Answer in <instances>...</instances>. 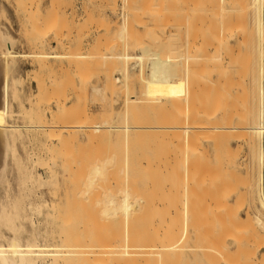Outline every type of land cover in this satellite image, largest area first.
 <instances>
[{
    "label": "rangeland",
    "instance_id": "obj_1",
    "mask_svg": "<svg viewBox=\"0 0 264 264\" xmlns=\"http://www.w3.org/2000/svg\"><path fill=\"white\" fill-rule=\"evenodd\" d=\"M194 1L195 0H123V1L121 0H3L1 1L0 0V15H1L0 16V25H1L0 27L3 26V29L5 28L10 38L11 39L13 38L12 40L15 41V50L17 49L16 52L20 53V56L17 58L16 67L13 70V76L17 77L21 81L20 84L18 83V90H16L17 96L20 102L14 101V108L18 110L20 107L21 109L20 111L21 117H17L18 119L16 118V120H18L19 123H23L26 118H32V119H26V120L28 121V124L31 127L33 125L34 129L37 130L39 116H42V118L48 121H52V120L57 121L58 119L61 118V115L66 116V111H67L68 118H69L67 119V123H69L67 125H70L73 129V130H69V133H72L71 135L67 133V135L69 134V136L68 138L66 136L65 141L68 144L62 143L66 146L65 147L64 145L62 146V144L59 145L57 140L55 139L53 141L51 140L52 142H50V140H48L46 136L45 137L41 136L42 138H39L36 136L33 137V132H31L32 129L30 128L31 131H27L28 133L26 132L27 134L25 136V139H20L18 141L17 143L18 152L20 151L19 152L21 155L20 157L22 158L23 162L26 165H28L27 166L28 170L34 171L36 175L41 174V176L43 177V179L41 178L43 181V184H40L42 186L40 185L38 186V184L37 186L39 188L37 186L35 187L33 186L32 194L33 195L43 194L44 197L47 198L52 203L53 205L52 211L57 212L58 210L61 213V215H59L60 213L58 214V212L57 213L54 212V215L52 217V223L48 225L50 229L52 228L57 234H59V232L60 233L62 231L64 232L63 229H65L68 225L71 224L70 221H74L72 223V226L73 225L74 226L72 228L70 226L68 227L74 230L73 233L76 236L79 235L80 233L79 236L83 235L84 237L87 234L88 237L91 238V234L93 232L95 233L96 236L95 235L94 236L96 237L97 240L91 239L90 242L95 241L96 243L97 241L98 243H101L102 245L103 244L106 245V243L108 245L109 244L114 245L113 241L115 242V235L118 231H120L119 229L120 228L122 229L121 232H124L123 231L124 228L125 230H128L129 227L133 224V219L136 218V216L133 215V212H130L131 210H129V205L126 202L127 200L123 199L125 197H121V194H120L121 187L119 186L120 184L117 185V182H116L118 180L117 178H120V177L124 178L123 177L124 174L123 176H121V174L123 173V172L121 173V171H123V169L125 170L124 172L125 174L128 172L133 173V174L135 173L140 174L139 172L141 171L143 176H141L142 175L141 174L140 175L141 177L139 178L147 177L145 179H148L151 181L150 188L152 191V187H154L153 189H155V186L158 185V184H155L156 182L160 184L163 181L161 180L162 177L163 179L168 180L169 177L167 178V176H171L170 180H172V177H173V182L174 181L177 182L178 180L177 183H179L180 178H182L181 180L183 182L187 180L188 177L186 176L185 163L186 161H188L187 162L189 163L187 165L189 168L188 171L189 172L192 171V173H190V176L188 178V180L190 181L184 183L185 187L187 188V191L184 195L182 194L183 193V189H182L181 194L180 193L177 194L180 197L179 198L177 197L176 199H179V200H175V201L177 202V201L184 200L186 202L185 209L187 210L185 211L186 213L188 212V216H187L186 213L183 215L181 211L182 220L184 221L182 222L185 223L184 228L186 229L184 232L185 236L182 240L183 247L184 248L187 246L192 247V245L193 246L195 245L197 249L199 250L200 248L201 251L196 250V253H198L196 255V258L189 257L191 258V259H188L189 262L188 260H185L187 259L186 254H185V259H184L185 261L181 262V264H189V263L190 264H194V263L195 264L197 263L198 264H211L212 261L214 263V261L218 257L219 259L221 258L220 263L225 264L226 260L223 261L224 259L222 258V255L219 254V252L217 254V252L215 251L219 247V245L221 247H225L224 249L227 250V253H225V256L227 257V259L229 258L231 260L230 261L228 259L230 261L229 263L232 262L231 264H234V263L236 264H240V263L242 264H264V255H262L264 254V248L262 247L264 246V239H263L264 237L263 229L264 228H263V225L261 227V224L259 223V221H257L259 220L258 216L260 215L258 213L259 210L257 209L258 208L257 204H259L258 201L260 198H259V194H257L255 191L256 187L258 186L257 181H259L260 171L262 170L264 172V155L261 157L262 152L264 154V140L262 142L263 143V146H262V143H260V140L257 137V135L251 133V131H253L252 127H254V125L252 124L255 123V121L258 120L259 118L258 114H259L260 107L258 106H260V103L262 100L260 96V88L262 85L264 87V29L262 31V36L260 39L259 32L256 27V24H257L255 20L256 5H255L254 0H241V1L239 0L240 2H237L238 0H233V1L232 0H222V1L214 0L215 2H211L213 0H209L212 5L209 3L208 0L207 1L202 0L203 2L199 0L200 4L203 3L202 6H205V7H202L201 5L199 6L195 5ZM197 1L198 0H196V2ZM199 1H198V4H199ZM205 2H207L208 4L207 3L205 4ZM219 3L223 5L221 4L218 5ZM213 4L214 5L216 4V5L213 6ZM26 5L28 8L32 6L33 10L35 11L34 12L32 10L34 14H32L31 16H30V13H29L30 11L28 10V8L24 10L25 9L24 7H26ZM36 6H37V9H35ZM212 6L214 7L213 8L214 10L211 8ZM194 7L196 11L198 10L197 7H199V10L197 13L200 14L202 12L201 15L205 16L208 19V21L207 19H203L204 17L200 18L201 15L198 16V14L193 9ZM262 7H263L262 9L264 10V2H263ZM24 11L25 12L29 11V12L28 13L26 12L27 13L26 14ZM192 11L194 12L195 15L197 14L198 16V17L196 16V19H195V21L198 22L197 24L201 25L200 23L202 22L203 25L205 24L204 27H207L206 24L212 22L210 25L207 24L208 27L205 28L207 29L206 30L207 34H206L205 29L201 30L199 28L201 26L197 25L199 29L194 26L195 25L193 24L195 23L194 19H193L194 21L193 23H192V20H190L192 18L191 15L193 14ZM189 12H192V14ZM204 12L206 14L210 12L208 14L209 16H207ZM211 13H212L213 18H211L212 17ZM183 14L184 15L186 14L187 16H183ZM28 15L30 17H28ZM263 15H264V11H263ZM150 17H152L153 20ZM162 17H164V19ZM166 19L169 20L168 25L166 24L167 22ZM179 19L181 21L187 20L188 23L186 21H185L186 23L184 22L181 23V21L179 22ZM201 19H203L204 21L203 20L201 21ZM173 20H174V23H173ZM189 20L191 21V23H189L190 22ZM142 21L145 23H143ZM146 21L149 22L150 24L147 23ZM154 21L155 23L157 21L158 23L162 21L161 22L162 24H157V27H156L154 26V23L152 24V22ZM163 22H165V25H167L166 26L167 29L165 28V25ZM212 25L213 27H211ZM159 26L161 27L164 26L163 28H165V30H162V31H160L161 29L158 30ZM155 27L156 29L153 30L152 28H155ZM148 29L149 31L153 30L152 31L153 34L151 31H150L151 35L150 33H147ZM196 29L199 30L198 34L200 36L195 34ZM154 31H157L156 32L157 34L154 33ZM162 32L165 34L163 35ZM203 33L205 35H203ZM195 35H197L198 37H196ZM194 36L196 37V39L194 38ZM209 36L213 37V39L212 37H210L212 41L209 40L210 39ZM55 37L57 40L54 39ZM214 37L216 40L214 39ZM193 38L199 44L198 43L192 44ZM221 38H223L222 42L223 41L225 42L221 43L220 41ZM59 39H62L63 42L61 43ZM204 39H206L205 40L206 43L203 42ZM208 40L210 43L213 42L214 40L213 44L208 45L207 44L209 43ZM149 41H150V44L148 43ZM217 42L221 43V46L218 45L219 43ZM214 44L216 46V50H215ZM140 45H142V47ZM146 45H151L153 49L155 47L154 50L161 52L160 54H163V55L167 53L168 54L171 53L170 55L175 56L177 53V55L179 54L180 57L182 56L185 57L183 59H180L178 57V59L182 60L181 61L182 64H181V62L174 61V59H172L174 56H169L170 59L173 60V63L176 66V72L179 75V78H182L183 76L181 75L185 74L184 77L180 79L181 82L179 80L180 83L184 81L185 86H186V83L190 79L191 80L196 79L195 81H199V83L190 81L189 83H187L188 85L186 87L182 86L183 89L184 88L189 89L190 95L188 99L186 100L184 99L186 97L185 94L187 92V89L184 93L182 92L184 91L182 89L180 92H178V97H180L178 103H177L178 97H176L177 100H175V103H174L173 102L174 95L167 96L169 99L172 98L171 101H167V102L169 105L171 103V106L173 105V107L169 106L167 102L164 101L166 102L165 104L166 107L164 104L163 105L165 108H167L165 109L162 105L163 101H161L162 103L157 102L156 104V101L152 102L149 96L147 95H146L147 97L145 96V93L143 92V88L147 86V84L155 81L156 79L155 74L161 73V67L159 65L158 66L151 65L149 63L150 61L147 58H145L147 60L140 61V59H138L137 57L131 58L129 55L136 56L140 54L142 51V48ZM192 46H193V49L198 48V50H194V51H197L195 52L196 54H193L194 56L197 55V57H195L194 59L198 58V54H199V57H202L204 56L205 53H207L206 51L208 52L210 51V53L208 54H211L213 52L215 53V55L218 56L217 57L213 55L212 53V55L215 57L214 58L211 55V57H213L214 62H215V59L218 60V58L219 60L224 59L223 61H221L222 64L220 63V61L219 62L217 61L213 65L214 62H211V59L208 57L209 55L207 56L209 59L206 58L205 57L206 55H205L204 56L205 59L202 57V59H204L203 62H201L202 60L201 58L199 59L200 60L199 63L201 62V64H199L197 61L199 66L198 64H195V63H194L195 65L192 66V63H190L191 59H189V61L186 59V56L188 55V53L186 54V49L188 50V52H190L189 56L194 52L192 49ZM195 46L197 48H194ZM218 46H220L222 49L219 48ZM261 46H262V49H261ZM163 50L166 53H163ZM41 51L46 52V53L37 55V53ZM217 51H219V54H217L218 53ZM151 52L152 51L150 49H145V54H150ZM159 52L156 53L157 56ZM48 53L64 54V55L50 56ZM228 53L230 56H228ZM201 54L203 55L201 56ZM193 57L190 56L188 58H193ZM220 57L222 58L220 59ZM184 59L185 61L187 60L190 63V65L188 63L189 66L185 64L186 62H184ZM217 63H220L221 65ZM178 65H180L181 67ZM194 67L196 71H199L200 67H201V70L199 72H196L194 70ZM92 71L94 72L92 73ZM182 71L184 72V74L182 73ZM187 71L189 72L187 73V75L189 74V76H191L190 78L187 77L186 75ZM194 71L196 75H194L195 74ZM106 74L107 76H105ZM121 74H124L125 78H127V74H132L131 76L132 79L130 78V80L132 81V83L136 82L135 85L137 84V86H134L132 89L130 82H128V80L126 79L127 81L123 83V85H121L122 93H117L116 91H113L115 92V94L117 93V95L113 94L112 96L113 99H110L112 93L110 95L109 92H111V90L114 88L113 79L115 76L121 75ZM210 75L212 76L213 79L211 78ZM108 76L110 78V82H109V87L107 88L108 91H106V89L105 90L103 89L105 88V85L107 84L106 79L108 78ZM92 77L93 78L95 77L94 79H96L97 81L94 80ZM208 78L209 79L211 78V82L207 80ZM92 79H93V83H91ZM172 79H175V78L172 77ZM215 79H219V80L215 81ZM203 80L209 81L207 83V86L205 84L206 81L204 82ZM202 81L203 83H201ZM216 82L218 83V85ZM143 83L145 84V86L143 85ZM97 86H102L103 89L100 91L99 89L96 88ZM193 86L195 87V89L197 88L196 90L198 93L196 92V96L194 95L195 92L192 93V90H193L192 88H194ZM118 87H120V85ZM201 90L203 93L201 92ZM131 91L136 92L135 94H137L140 97L142 96V98L145 97V99L147 98V100L150 99V101L148 100L149 102L142 103L140 101V98H137L135 109H130L129 111H126L123 108L121 109L120 112H118L117 106L119 104L120 99L123 98L122 100H124L125 103L129 102V100L132 99L130 96ZM62 93L63 95H61ZM181 94L182 96H180ZM102 95H103V98L101 97ZM211 95H214L212 97L213 99L209 100ZM117 96L119 97V99ZM198 96L200 97V99ZM195 97L197 98L196 101H195ZM182 98L184 99V101L182 100ZM224 98H227L228 100ZM207 99L209 100V104H210L208 106L209 110L208 108L205 109L204 107V105L206 106V104L208 103ZM99 100H101V102ZM113 100H117L118 102H116L115 104V101H114V104H113L111 102ZM206 100L207 102H205ZM213 100H214V103H213ZM59 101H62L61 104L64 102L63 105L64 104L65 105L64 106L57 105ZM181 101H183V103H181L180 105L179 102ZM225 101H227L228 103H226ZM197 102L199 103L197 104ZM111 103L113 104V108H114L112 111H111V108H112ZM149 103L151 104L149 105ZM176 103L181 107L177 106ZM200 103L203 105L204 109L199 106ZM195 104L199 106L198 109L201 108L200 111L196 110V111H199L197 112V114L200 113L196 116L194 115V112L192 113L191 111L193 107H195ZM95 105L98 107H96ZM167 105L170 108H168ZM197 105H196V109L198 107ZM220 105L222 106L220 107ZM218 107L219 109L217 111ZM223 107L226 109L224 110ZM175 108L176 110L174 111L173 109ZM177 108L178 109L180 108V110L182 108L184 113L183 111H178ZM168 109L171 111H168ZM187 110L191 111V115L189 118L185 116V113L187 112ZM103 111H105V114H103L104 113ZM110 111L113 113H111ZM204 111H207V113L205 114ZM215 111L217 113H215ZM175 112L177 113V115L180 114L181 116L182 115L184 116L183 124L185 125V127H188V131H189V133L186 135L188 136L186 137L187 140L184 141L185 145L183 144V140L185 139V137L184 139L183 137H180L183 133L185 136V132L180 131L179 133L180 135L178 134L179 137L182 138V142H180L182 144H179V147L177 146L178 144H176L179 138L176 139L174 138V136H171L170 134H169V137L170 136L171 137L169 138L166 132L165 133L161 132L163 128L166 127V121H168V118H171L176 115V114L173 115V113ZM222 112H224L225 114ZM210 113H213L214 116L211 115ZM102 114L103 116L105 115L104 117H106V119L108 118V115H110L113 121L115 122L121 121L122 127L125 131H128L130 127H133L135 131L137 129L144 131L143 128H147L152 133L155 130H156L155 132H158V133L160 132L161 134H159L158 137L159 139L161 137L162 138L159 140L158 137L155 135L156 133L154 132L155 134L153 133L152 135L149 133L150 131L148 133L144 132L149 137V138L147 137L148 143L144 141L146 140V138L144 137L143 133L142 135L144 138L142 139L144 140L142 142L140 141L139 139L140 136L138 134L137 135L139 137H136L137 135L125 136V137H122V144L125 146L124 148H122L123 151L122 152L117 151L116 153L115 150H121L120 146H118L120 145L121 142L117 141L118 142L117 143L115 141L114 143V139L112 137H109L104 134H102V136L100 135L101 137L99 138V140L98 138L96 140L94 137V139L97 141V144H95L96 141L93 139V137H90L88 140V137L90 136L91 133H94V134L96 133V131L94 130L92 131L91 129H89L88 125L89 124L91 125V123L92 125L96 124L98 123V121L101 122L103 120ZM203 115H207V116L211 115V117L207 118V116L205 117ZM110 116H109V120L112 122V120L110 119ZM113 118H116V119H113ZM195 119L197 121L199 120L198 123ZM250 127H251V131H250ZM89 130L92 132H90ZM50 131L48 130L47 134L51 133L52 135V130L50 129ZM58 132L59 131L55 130L54 134H57ZM181 132L183 133L181 134ZM99 134L101 133L99 132ZM163 134L164 136L167 135L166 136L167 138L164 137L165 140H162ZM197 135L198 137H196ZM154 136L156 137L153 138ZM251 136H253V139ZM173 138L175 140H173ZM5 139L7 138L5 137ZM90 140L92 141L93 145L91 144ZM155 140H157L156 143H155ZM99 141L100 143H98ZM164 141H168V142L172 141V142L166 143ZM211 141L212 142L214 141L213 144ZM139 142L144 143L143 145L145 146H141ZM173 142H175V145H171V144H174ZM185 142H188V144ZM116 143H117L116 145L117 147L115 146ZM149 143H151V145ZM154 143L157 145L155 146ZM48 145L51 146V149H53L52 151H50V153L53 152L52 155L49 154L47 150ZM54 145H57L56 147H59L62 149L59 150V148H56ZM94 145H95V148H94ZM146 145L148 146L146 147ZM169 145H171V147ZM174 146L175 148L172 149ZM181 146L182 147L186 146V147L182 148ZM193 147H195L196 149ZM197 149L199 150V153ZM141 150H143L142 155H141ZM139 151L140 153L137 154ZM29 154L31 157L29 156ZM117 154H121V157L119 155V158H117ZM148 154L151 157H149ZM175 155H177L176 158L174 157ZM62 156H64L65 158ZM178 156L180 159H178ZM55 157L57 158V160ZM140 157H141V160L139 159ZM147 157H149L148 159L152 158L150 159L152 161L148 162ZM104 158L106 160H104ZM161 158L164 162L160 160ZM53 159L54 161L56 160L57 162L55 163L54 167H53V164H54ZM61 159H63L64 161ZM143 159H145V161ZM142 160L143 162H141ZM153 160H154V163L156 162L155 166H154ZM157 161L160 163H157ZM139 162L143 163V168L141 167ZM166 162H168L169 165ZM9 163L12 166V172H13L12 179L13 181H16L14 177L18 175L17 166L12 158L9 160ZM147 163L153 164L154 167H152V165H150V167L153 168L152 170H154L155 173H153L151 168H150L151 171H148L149 166L146 169ZM160 164L162 165V167ZM197 164L199 165L197 166ZM217 164L219 165L217 166ZM49 167H50V170H49ZM144 169H146L147 172L146 171L144 172ZM166 169L167 171H169L167 175H166ZM221 169L223 171L225 170V172H223ZM52 170H54V173H52L53 172ZM170 171L174 173L176 172V173L175 174L172 173V175H170L171 173ZM182 172L183 174L181 175ZM231 172L232 174L233 173L234 174L232 175ZM194 173L198 177L196 176L194 177L195 175ZM160 174L161 175L163 174L166 176H163V175L159 176ZM176 174L178 175L180 174L179 175L180 177H178L179 179L178 178L174 179L178 176V175L175 176ZM153 175L156 178L157 177L160 178V179H157L159 182L157 180L153 182V177L152 178L150 177ZM165 180L163 181L164 185L163 183H161L162 185L160 184L162 187L160 185L158 186L163 188V190L166 188L164 195L165 193L167 195L169 192L168 189L170 188L169 186L171 185L170 183L172 182H168L169 180L168 181H165ZM181 180H180V183L182 187L183 182ZM217 181L224 182V183L221 182L224 185V187L222 186V184H220V187H219L218 186L219 184H217ZM152 182L155 185H153ZM32 185L33 184L31 183L30 186L32 187ZM235 187L236 189L234 191ZM150 188H148L149 191H150ZM228 189H232V190H228ZM159 190L161 189L159 188ZM215 190L218 191L219 193L216 192ZM175 191H176V188H175ZM154 192L156 191L154 190ZM157 192H158V189H157ZM225 192H227L226 193L227 195L225 194ZM174 193L173 195L175 198L176 195ZM154 194L155 193H152L153 197L156 196L154 198L157 200V201L155 200L156 202L154 201L155 204L159 202L158 204H156L157 207L159 205L161 208L163 206L162 204L167 205L169 204L170 201L171 203L172 201L174 203L173 199H170L168 201V198H167V197L173 198L172 194H170V196L169 195L165 196L166 198L164 197L165 200L167 199V201L165 200L162 201L161 197L163 198L164 195L161 192L158 194L159 196L160 194L163 195V196L158 197L160 201H158L159 200L157 198L158 195L156 194L154 195ZM147 195L148 194H146V196ZM52 200L54 201L52 202ZM221 200H223L224 202H222ZM227 201L229 202V204H231L232 207L229 206ZM171 203L169 205H171ZM178 203L179 204L177 205H181L183 202L182 203L178 202ZM153 204L150 205L149 203L150 205L149 210L156 209L153 207L155 206ZM172 205L169 207V210L167 209V211L170 212V210L171 211L174 210V207L173 209L171 208ZM69 207L74 208L73 211L71 208H70L71 210H69L68 209ZM165 207L167 208L168 205ZM218 208L221 210H219ZM228 208H229V212L226 211L228 213H225V210H227ZM50 210H51V206H50ZM161 210L162 209L156 210V211L151 210L153 211L152 216L154 217V214L156 216L157 214L155 212H158V211H160L158 212V215H160V213L162 212ZM163 210L166 211L165 208ZM69 211H71V213L72 212L74 213L71 215ZM78 211L82 213L81 214L79 212L81 216L79 215ZM63 212L65 214H68V213L70 214L66 216L68 217L67 218L68 220L70 219L69 221H66L67 219L64 216V214L62 215ZM169 212H165L164 215L171 214L174 217L175 211L172 213H169ZM234 212L238 214L235 215ZM219 213L222 215V217H220L221 215ZM162 214L163 213H161V215ZM249 214L251 216H249ZM73 215L74 216L79 215V217H76V216L73 217ZM185 215L186 217L184 219L183 216ZM229 216H230V220H229ZM233 216H234V219H233ZM247 216L253 219V220L251 219L253 221L252 226L253 225L257 226V227L253 226L254 227L253 230L255 229L253 232L251 230L252 228H250L251 227L250 224L252 221H250L249 220L250 218H248ZM57 217L59 218L57 219ZM160 217L158 218V216H156L158 220L161 219ZM168 217L169 216L164 217L162 219H164L165 221V218H168ZM180 218L177 220V223L179 221V223L181 224ZM223 218H224V221H223ZM62 219L66 222L64 223ZM214 219H216V221H214ZM245 220H247L248 223L245 222ZM83 221H85L87 224ZM167 221L168 223H170L171 217L170 219L168 218ZM214 222H216V225L214 224ZM183 223L181 225H183ZM222 223H226V225L225 224L222 225ZM246 224L248 225V227H246L247 226ZM44 225H46V223H43V226ZM75 225L79 227L76 229L77 232H75L76 231ZM60 226L62 227L59 228ZM82 226L84 230L88 228V233H86L85 231H83V229H81ZM117 226L119 227L118 230H117ZM244 226L245 228H243ZM68 227L66 228L67 230L65 231L71 234L72 233L70 232L71 229H69L70 230L69 231ZM257 229L258 231H256ZM213 230L217 233H215ZM221 230H223V232ZM225 230L228 235L224 233ZM121 232L120 233L118 232V233L121 234ZM196 232H198V235ZM219 232L220 234L224 233L221 235L223 236V238L225 235H227L224 238L226 242L223 239H221L222 238L221 236L219 237L217 236ZM124 233H126L128 237V234H129L128 231H125ZM234 234H236L237 236L235 239H233L235 237ZM259 234L262 235V238L259 236ZM227 237L229 238V242H227L228 241ZM119 238H122V237H118L117 240ZM248 238H251L249 239L250 241L248 240ZM136 239H137V244H136L137 251L141 250L145 252L146 249L149 247V245L153 242V238H150V235L144 231L143 232L138 231L134 233V242L136 241ZM259 239L260 240L263 239V240L260 241ZM222 240H223L222 244L225 242L226 246L227 247L229 246L228 247L229 249L226 248L225 245L221 244ZM216 243H217V246H214L216 245ZM197 244L198 246H200L199 248ZM112 245H109V246H112ZM244 245L247 246V247L245 246L246 249L244 248ZM212 247H214V249H212ZM118 248L123 249L122 245L118 246ZM202 249L205 252L202 253ZM220 249L224 251V249L222 248ZM204 253H206V258L204 257L205 256ZM107 255L108 254L104 255L105 260L104 259L102 260L103 263L101 261L99 263L98 261L97 264L98 263L99 264H146L145 263L146 257H139L134 263H131L126 260H131L133 258L124 257L120 259V262L119 261L116 262L117 258L116 259L111 258V255L114 256L113 254L109 255V257ZM225 256L223 257L226 259ZM245 256H247V258ZM219 259L216 260L218 261V263H219ZM161 260L162 258H160V256H155L152 258V264H163L160 262ZM240 260L242 262H240ZM71 263L75 264L74 262H70L67 264H71ZM176 263L180 264L178 263L177 260H176ZM218 263L215 262V264H218ZM86 264H89V262H87ZM170 264L172 263L170 262Z\"/></svg>",
    "mask_w": 264,
    "mask_h": 264
},
{
    "label": "bare ground",
    "instance_id": "obj_2",
    "mask_svg": "<svg viewBox=\"0 0 264 264\" xmlns=\"http://www.w3.org/2000/svg\"><path fill=\"white\" fill-rule=\"evenodd\" d=\"M1 1H3V0H1ZM121 1H123V0H121ZM199 1V0H198ZM198 1L196 2V0L194 1V4L195 5H197V6H199V5H201L202 6V4L203 3H201L200 4V1H202V0H200L199 1V4H198ZM203 1H207V0H203ZM202 1V2H203ZM209 1V0H208ZM216 1V0H215ZM214 0L213 1H211V2H215ZM219 1H222V0H219ZM233 1V0H232ZM241 1V0H240ZM239 0L237 1V2H240ZM33 2V1H32ZM35 2V1H34ZM127 2V1H126ZM196 2V3H195ZM254 2H255V5H256V18H255V20H256V22H257V24H256V27H257V30H258V32H259V37H260V39H261V36H262V31H263V29H264V15H263V7H262V5H263V2H264V0H254ZM4 3V2H3ZM2 3V4H3ZM36 3V2H35ZM207 2H205V4H206ZM209 3H210V1H209ZM221 3H223V2H221ZM221 3H219L218 5H220ZM29 4V3H28ZM31 4V3H30ZM33 4V3H32ZM126 4V3H125ZM208 4V3H207ZM211 4V3H210ZM234 4H235V2H234ZM34 5H36V4H34ZM33 5V6H34ZM212 5V4H211ZM216 5V4H215ZM214 4H213V6H215ZM221 5H223V4H221ZM28 6H30V5H28ZM208 6V5H207ZM211 7L212 9L214 8V7ZM202 7H205V6H202ZM220 7V6H219ZM25 8V9H24ZM23 9L24 10H26L28 7H27V5H26V7H24ZM198 8V10H199V7H197ZM208 8V7H207ZM4 9H5V7H4ZM35 9H37V6L35 7ZM194 10H195V7L193 8ZM201 9V8H200ZM18 10V9H17ZM28 10L30 11H26L27 13L29 12L30 13V16L32 15V14H34L33 12H32V10H33V7L31 6V7H29L28 8ZM48 10V9H47ZM189 10V9H188ZM193 10V11H194ZM198 10L196 11L195 10V12L197 13L198 12ZM214 10V9H213ZM16 11V10H15ZM34 11V10H33ZM49 11V10H48ZM85 11V10H84ZM191 11V10H190ZM192 11V12H193ZM2 12H3V10H2ZM7 12V11H6ZM20 12V11H19ZM25 12V11H24ZM25 12V13H26ZM35 12V11H34ZM68 12V11H67ZM86 12V11H85ZM188 12V11H187ZM192 12H189V13H191L192 14ZM211 12V11H210ZM209 12V13H210ZM5 13V12H4ZM3 13V14H4ZM26 13V14H27ZM66 13V12H65ZM87 13V12H86ZM90 13V12H89ZM200 13V12H199ZM202 13V12H201ZM201 13L200 14H198V16H200L201 15ZM205 13V12H204ZM203 13V14H204ZM208 13V14H209ZM213 13V12H212ZM212 13H211V16H212ZM8 14V13H7ZM49 14V13H48ZM48 14H46V15H48ZM64 14V13H63ZM118 14V13H117ZM187 14V13H186ZM184 15L183 14V16H187V15ZM190 14V15H191ZM197 14L195 15L194 14V12H193V14L191 15L192 16V18H191V16H190V20H192V23L195 21V19H196V16H197ZM206 14V13H205ZM208 14H206L207 16H209ZM5 15V14H4ZM68 15V14H67ZM66 15V16H67ZM84 15V14H83ZM91 15V14H90ZM182 15V14H181ZM195 15V16H194ZM1 16V15H0ZM29 15H28V17H30ZM65 16V15H64ZM195 18H194V17ZM197 16V17H198ZM202 16V15H201ZM200 16V18H203V19H207L205 16H202L201 17ZM155 17V16H154ZM25 18V17H24ZM150 18H152V17H150ZM161 18V17H160ZM163 19H164V17H162ZM180 18H181V16H180ZM187 18V17H186ZM185 18V19H186ZM209 18V17H208ZM211 18H213V16L211 17ZM215 18V17H214ZM9 19V18H8ZM163 19H161V20H163ZM193 19H194V21H193ZM203 19H201V21L203 20ZM145 20V19H144ZM150 20V19H149ZM152 20H153V18H152ZM158 20V19H157ZM167 20V22H166V24L168 25V22H169V20L168 19H166ZM189 20V21H190ZM199 20V19H198ZM212 20V19H211ZM137 21V20H136ZM151 21V20H150ZM156 21V20H155ZM155 21L154 22H152V24L154 23V26H156L157 27V24H162L161 22H159L158 23V21L155 23ZM160 21V20H159ZM181 20L179 19V22H180ZM188 23V21L187 20H182L181 21V23L182 22H184V23H186V22ZM200 21V20H199ZM204 21V20H203ZM207 21H208V19H207ZM143 22V21H142ZM147 22V21H146ZM138 23V22H137ZM143 23H145V22H143ZM147 23H149V22H147ZM164 23V25H165V22H163ZM172 23V22H171ZM173 23H174V20H173ZM177 23V22H176ZM189 23H191V21L189 22ZM198 22L197 21H195V23H193V24H195L194 26L195 27H197V25H199V24H197ZM212 22H210V23H207L208 25H210ZM150 24V23H149ZM148 24V25H149ZM201 25H199V26H201V27H203V28H201V27H199L201 30L202 29H205V28H207L208 27V25L206 24V26L207 27H204V25L202 24V22L200 23ZM167 25H165V28H166V26ZM1 26V25H0ZM149 27V26H148ZM152 27V26H151ZM156 27L155 28H152L153 30H155L156 29ZM161 26H159V28H158V30L159 29H161L160 31H162V30H165V28H163L164 26H162L161 28H160ZM211 27H213V25L211 26ZM227 27V26H226ZM146 28H147V26H146ZM198 28V27H197ZM198 28V29H199ZM167 29V28H166ZM198 29H196V33L195 34H197V35H199L198 34ZM146 30V29H145ZM152 30V31H153ZM171 30V29H170ZM201 30H200V32H201ZM207 29H205V31H206ZM225 30V29H224ZM17 31V30H16ZM144 31V30H143ZM151 31V30H150ZM150 31H149V29H148V32L147 33H150ZM151 31V32H152ZM159 31V32H160ZM157 31H154V33H156ZM204 32V31H203ZM146 33V34H147ZM163 33V32H162ZM211 33H212V31H211ZM152 34H153V32H152ZM157 34V33H156ZM160 34V33H159ZM165 33H163V35H164ZM206 34H207V31H206ZM141 35H142V33H141ZM144 35V34H143ZM150 35H151V33H150ZM197 35H195L196 37H198ZM203 35H205L204 33H203ZM209 35V34H208ZM214 35V34H213ZM148 36H149V34H148ZM194 36V38L196 39V37ZM200 36V35H199ZM201 36H202V34H201ZM225 36V35H224ZM57 37V36H56ZM56 37L54 38V39H56ZM210 37H212V36H209V38ZM58 38H60V37H58ZM150 38V37H149ZM149 38H148V40H149ZM166 38V37H165ZM171 38V37H170ZM194 38H193V41H192V44L193 43H198L196 40H194ZM204 38V37H203ZM206 38H207V36H206ZM13 39V38H12ZM11 38H10V36L7 34V32H6V30H5V28L3 29V26L2 27H0V264H67V263H70V262H74L75 264H86L87 262H89V264H97V262L99 261V263H100V261L102 262V260L104 259V255H106V254H108L107 256L109 257V255H111V254H113L114 256H112L111 255V258H113V259H116L117 261L116 262H120V259H122V258H124V257H130V258H133V259H131V260H126V261H129V262H131V263H134L139 257H146L145 258V263L146 264H152V258L153 257H155V256H160V258H162V260L160 261L161 263H163V264H170V262L173 264V262H174V260H175V262H174V264H177L176 263V260L178 261V263H180L181 264V262H184L185 260H188V259H191V258H196V255L198 254V253H196V250H198L197 249V247L195 246H193L192 245V247H194V248H192L191 246H187V247H183V242H182V240H183V238H184V232H185V228H184V224L185 223H183L184 221L182 220V214H181V211H182V213H183V215L186 213V207H185V204H186V202L183 200H181V201H175V200H179V199H176L177 197L179 198L180 196L179 195H177V194H181V190L183 189V193L182 194H184L185 195V193H186V191H187V188L185 187V185H184V183L185 182H189L190 180H188V178H189V176H190V173H192V171L191 172H189L188 170H189V168H188V164L189 163H187L188 161H186V163H185V165H186V168H185V166H184V168L186 169L185 171H186V176L188 177L187 178V180H185L184 182L181 180L182 178H180V180L183 182L182 183V187H181V183H180V180H179V183H177L178 182V180H177V182L176 181H174L173 182V177H172V180H170V178H171V176H167V178H168V180H165V179H163V177L161 178V180H165V181H168V182H172V183H170L171 185L169 186L170 188L168 189V194L166 195V193H165V195H164V192H165V189L163 190V188H161L162 186V184L161 183H163V185H164V182L162 181H160L161 183V185L159 184V183H155V184H158V185H160V186H155V189H153L154 187H152V191H151V188H150V180H148V179H145V178H147V177H145V178H139V177H141V176H143V174L141 173V171L139 172L140 174H137V173H135V174H133V173H130V172H128V173H124L125 172V170L123 169V171H121V176H123V174H124V178H122V177H120V178H117L118 180L116 181L117 182V185H119L121 188V190H120V194H121V197H125V198H123V199H126L127 201V203H128V205H129V210H131L130 212H133V215H135L136 216V218L135 219H133V224L129 227V229L128 230H125V228L123 229V231L125 232V231H128V237H127V234L126 233H124V232H121V228L119 229V227L117 226V230L119 229L120 231H118L119 233L121 232V234H119L117 231V233H118V235H117V233H116V235H115V242L113 241V244L114 245H112V244H109V245H112V246H109L107 243H106V245H102L101 243H98L97 241H96V243H95V241L94 240H97L96 239V235H95V233H93L92 232V234H91V238L90 237H88V235L86 234V236H84L83 237V235L82 236H79L80 235V233H79V235H75L73 232H74V230H72L71 228L74 226H72V223L74 222V221H70L71 222V224L70 225H68V226H70V227H68V230L69 229H71V231L70 232H72L71 234H73V235H71L69 232H66L65 230H67L66 228L65 229H63L64 230V232L62 231L61 233L59 232V234H57L52 228L50 229V227L48 226L50 223H52V217H53V215H54V212H56V211H52V209H53V205H52V203L47 199V198H45L44 197V195L42 194V195H33L32 193V191H33V186L35 187V186H37V184H38V186L40 185V184H43V181H42V179H43V177L41 176V174L40 175H36L35 174V172L34 171H32V170H28V165H26L24 162H23V160H22V158L20 157L21 155H20V151L18 152V148H17V143H18V141L20 140V139H25V136H26V134L28 133L27 131H31L30 130V128L32 129V131L31 132H33V137H39V138H42V137H47V139L48 140H50V142H52L54 139L55 140H57V142H58V144L60 145V144H62V143H66V136H67V138H68V136H69V134L71 135L72 133H69V130H73L72 129V127L70 126V125H67V124H69V123H67V119H69L68 118V114H67V111H66V116H64V115H61V118L60 119H58L57 121H54V120H52V121H48V120H45L44 118H42V116H39V119H38V128H37V130H35L34 129V126L32 125V127L28 124V121L26 120V119H32V118H26L25 120H24V122L23 123H19L18 122V120H16V118L17 117H21V115H20V111H21V109H20V107H19V109L18 110H16L15 108H14V101H18V102H20V100L18 99V96H17V91L16 90H18V83L20 84V80L17 78V77H15V76H13V70L15 69V67H16V63H17V58L20 56V53L19 52H16V50H15V41H13ZM198 39V38H197ZM212 39H213V37H212ZM214 39H215V37H214ZM57 40V39H56ZM60 40V42L62 43L63 41H62V39H59ZM58 40V41H59ZM205 40L206 39H204V41L203 42H205ZM209 40H211V38L209 39ZM209 40H208V42H209ZM216 40V39H215ZM220 40V39H219ZM222 40H223V38H221V43H223V42H225V41H223L222 42ZM212 41V40H211ZM262 41V40H261ZM57 42V41H56ZM213 42H214V40H213ZM213 42H209V43H207L208 45H210V44H213ZM60 43V44H61ZM139 43H141V42H139ZM149 44H150V41L148 42ZM206 43V42H205ZM204 43V44H205ZM217 43H219V42H217ZM221 43H219L218 45H220L221 46ZM195 44V45H196ZM199 44V43H198ZM202 44V43H201ZM200 44V45H201ZM37 45V44H36ZM35 45V46H36ZM64 45V44H63ZM62 45V46H63ZM137 45H139V44H137ZM180 45V44H179ZM178 45V46H179ZM223 45V44H222ZM141 47H142V45H140ZM183 46V45H182ZM203 46V45H202ZM213 46V45H212ZM214 46H215V44H214ZM220 46H218L219 48H221ZM40 47V46H39ZM152 46L151 45H146V46H144L143 48H142V51H141V53L140 54H138V55H136V56H133V55H129L131 58H134V57H137L138 59H140V61H143V60H149L148 62L151 64V65H155V66H160L161 67V73L160 74H155V76H156V79H155V81L154 82H152V83H149V84H147V86H145V84L143 83V85L145 86L144 88H143V92L145 93V96L147 95V96H149L150 97V99L152 100V102L153 101H156V104H157V102H159V103H162L161 101H163V103H162V105L164 104H166V102L167 101H171V99H169L167 96H170V95H174V97H173V102L175 103V100H177L176 99V97H178V92H180L183 88H182V86L183 87H186L188 84L187 83H189L190 81H192V82H195V83H199V81H195L194 79H193V77H192V79L194 80H189V78L191 77V76H189V74L187 75V73H189L188 71L186 72V75H187V77H189L188 78V82L186 83V86H185V83H184V81H182V83H180L181 82V80L180 79H182L183 77H184V72L182 71V73L184 74V75H181V76H183L182 78H179V75L177 74V72H176V66H175V64L173 63V60H171L170 59V57L169 56H174V55H170V54H165V55H163V54H160L161 52H159V51H156V50H154L155 49V47H154V49L152 48ZM206 47V46H205ZM208 47V46H207ZM35 48V47H34ZM194 48H197L196 46L194 47ZM140 49V48H139ZM145 49H150L152 52L150 53V54H145ZM184 49V48H183ZM189 49V48H188ZM192 49H193V46H192ZM208 49V48H207ZM222 49V48H221ZM261 49H262V46H261ZM42 50H44V49H42ZM47 50V49H46ZM165 50V49H164ZM163 50V53H166L165 51ZM175 50H176V48H175ZM194 50H198V48L197 49H193V51ZM215 50H216V46H215ZM185 51V50H184ZM191 51V50H190ZM192 51V52H193ZM202 51V50H201ZM204 51H206V50H204ZM35 52V51H34ZM138 52V51H137ZM157 52H159V54H158V56H157ZM191 52V53H192ZM195 52H197V51H194L190 56L191 57H193L194 55L193 54H196ZM200 52V51H199ZM198 52V53H199ZM207 53H205L204 54V56L206 57V58H210L211 59V62H214L213 61V55H215V53H213V55H212V53L211 54H208V53H210V51L208 52V51H206ZM215 52V51H214ZM218 53L217 54H219V51H217ZM226 52H228V51H226ZM44 53H46V52H43V51H41V52H39V53H37V55H39V54H44ZM176 53V52H175ZM185 53V52H184ZM188 53V55L186 56V59L189 61V59H191L190 60V63H192V66L193 65H195V64H198L199 63V59L201 58L202 59V57L204 58V56H202L203 54H201V56L202 57H199V54H198V58L197 59H194L195 57H197V55L196 56H194L193 58H188V57H190L189 56V54H190V52H188V50L186 49V54ZM220 53H221V51H220ZM50 56H62V55H64V54H50V53H48ZM22 55H24V54H22ZM26 55V54H25ZM28 55V54H27ZM209 55V56H208ZM211 55L213 56V57H211ZM177 56V57H176ZM208 56V57H207ZM215 56H217V55H215ZM221 56V55H220ZM228 56H230L229 55V53H228ZM23 57V56H22ZM25 57V56H24ZM33 57V56H32ZM174 57H176L177 59H178V57L180 58V59H183V58H185V57H180V55L178 54L177 55V53H176V55L174 56ZM172 58V59H174V61H179V62H181L182 60H180V59H176V58ZM218 57V56H217ZM223 57V56H222ZM222 57H220V59L222 58ZM145 58H147V59H145ZM208 58V59H209ZM215 58V57H214ZM231 58V57H230ZM194 59V60H193ZM205 59V58H204ZM204 59H202L201 60V62H203L204 61ZM232 59V58H231ZM33 60V59H32ZM185 61V59H184V62H186L185 64H187L188 65V61ZM196 60V61H195ZM224 60V59H223ZM223 60H219V58H218V60L217 59H215V62L213 63V65L218 61H220V63H221V61H223ZM197 61H198V63H197ZM209 61V60H208ZM226 61V60H225ZM230 61V60H229ZM201 62L199 63V64H201ZM210 62V61H209ZM228 62V61H227ZM190 63H189V65H190ZM195 63V64H194ZM220 63H217V64H220ZM225 63V62H224ZM138 64V63H137ZM178 64V63H177ZM181 64H182V62H181ZM180 64V65H181ZM184 64V63H183ZM184 64V65H185ZM199 64H198V66H199ZM203 64V63H202ZM222 64V63H221ZM220 64V65H221ZM263 64V63H262ZM180 65H178V66H180ZM188 65V66H189ZM203 66V65H202ZM181 67V66H180ZM193 68V67H192ZM198 69V68H197ZM183 70V69H182ZM194 70L196 71V69H195V67H194ZM200 70H201V67H200ZM199 70V71H200ZM195 71H194V73H195ZM199 71H196V72H199ZM31 72V71H30ZM94 71H92V73H93ZM96 72H98V71H96ZM104 72V71H103ZM211 72V71H210ZM215 72V71H214ZM37 73V72H36ZM101 73V72H100ZM99 73V74H100ZM181 73V74H182ZM193 73V74H194ZM212 73H213V71H212ZM31 74V73H30ZM192 74V75H193ZM198 74V73H197ZM33 75V74H32ZM35 75V74H34ZM89 75V74H88ZM134 75H136V74H134ZM194 75H196V73L194 74ZM206 75V74H205ZM105 76H107V74L105 75ZM125 75L124 74H121V75H117V76H115L114 77V79H113V84H114V88L111 90V92H109V94L111 95V93H112V95H111V97H110V99H113L112 98V96H113V94H115V92H113V91H116L117 93H122V91H121V85H123V83H125L127 80H128V82H130V85H131V88L133 89V87L134 86H137V84L135 85V83L136 82H133L132 83V81L130 80V78L132 79V74H127V78H125L124 77ZM202 76V75H201ZM211 76V75H210ZM209 76V77H210ZM34 77V76H33ZM172 77L173 78H175V79H172ZM197 77V76H196ZM259 77H260V75H259ZM93 78V77H92ZM95 78V77H94ZM93 78V79H94ZM99 78V77H98ZM134 78V77H133ZM194 78H195V76H194ZM200 78V77H199ZM211 78H212V76H211ZM211 78L209 79H207V80H209L210 82H211ZM218 78V77H217ZM23 79V78H22ZM37 79V78H36ZM93 79L91 80V83H93ZM127 79V80H126ZM140 79V78H139ZM201 79V78H200ZM203 79V78H202ZM206 79V78H205ZM213 79V78H212ZM30 80H31V78H30ZM94 80H96V79H94ZM102 80V79H101ZM135 80H136V78H135ZM179 80H180V82H179ZM198 80V79H197ZM217 80H219V79H215V81H217ZM97 81V80H96ZM204 82L206 81V80H203ZM203 81L201 82V83H203ZM209 81H206L205 82V84H206V86H207V83L209 82ZM213 81V80H212ZM221 81V80H220ZM109 82H110V78H109V76H108V78L106 79V85H105V88L103 89V87L102 86H97L96 88L97 89H99L100 91L103 89V90H105L106 89V91H108L107 90V88L109 87ZM142 82V81H141ZM263 82V81H262ZM89 83V82H88ZM95 83V82H94ZM139 83V82H138ZM194 83V84H195ZM217 83V82H216ZM210 84V83H209ZM215 84V83H214ZM220 84V83H219ZM33 85V84H32ZM120 85V87H118ZM140 85V84H139ZM196 85V84H195ZM198 85V84H197ZM213 85V84H212ZM216 85V84H215ZM217 85H218V83H217ZM216 85V86H217ZM211 86V85H210ZM194 87V86H193ZM208 87H209V85H208ZM199 88V87H198ZM93 89H94V87H93ZM135 89H136V87H135ZM187 89V92H186V97L184 98L185 100L186 99H188L189 98V89L188 88H186ZM186 89L184 88L183 90L184 91H182L183 93L186 91ZM193 90H192V93H194L195 92V96H196V92H197V88L195 89V87L194 88H192ZM195 89V90H194ZM211 89H212V87H211ZM146 91V92H145ZM199 91H200V89H199ZM63 92H65V91H63ZM142 92V93H143ZM201 92H202V90H201ZM104 93H105V91H104ZM108 93V92H107ZM106 93V94H107ZM117 93L115 94V95H117ZM136 92H134V91H131V94H130V96H131V100H129V102H127V103H125V101L124 100H122V99H120V101H119V104H118V106H117V110H118V112H120L121 111V109H123L124 108V110H126V111H129L130 109H135L136 108V103H137V98H140V101L142 102V103H147V102H149L150 101V99H148L147 100V98L145 99V97L144 98H142V96L140 97V96H138L137 94H135ZM198 93V92H197ZM203 93V92H202ZM214 93H215V91H214ZM69 94V93H68ZM103 94V93H102ZM176 94H177V96H176ZM201 94V93H200ZM61 95H63V93L61 94ZM121 95V94H120ZM199 95V94H198ZM146 96V97H147ZM180 96H182V94L180 95ZM206 96V95H205ZM208 96V95H207ZM214 95H211V97H210V99L209 100H211V99H213L212 97H213ZM260 96H261V103H260V106H258V107H260V109H259V118H258V120H256L255 121V123H253L252 125H254V127H252V129H253V131H251V127H250V131H251V133H253V134H256L257 135V137L259 138V140H260V143H262L263 142V140H264V87H263V85L261 86V88H260ZM102 98H103V95L101 96ZM116 97V96H115ZM118 97V96H117ZM148 97V98H149ZM160 97V98H159ZM199 97V96H198ZM223 97H225V96H223ZM67 98V97H66ZM69 98V97H68ZM205 98V97H204ZM60 99V98H59ZM105 99V98H104ZM118 99H119V97H118ZM179 99H180V97H178V100H177V103H178V101H179ZM184 99L182 98V100L184 101ZM199 99H200V97H199ZM224 99H227V98H224ZM259 99H260V97H259ZM197 100V98L195 97V101ZM208 100V99H207ZM207 100L205 101V102H207ZM209 100H208V103L206 104V106L204 105V107H205V109H207L208 108V106L210 105L209 104ZM228 100V99H227ZM100 102H101V100H99ZM109 101V100H108ZM114 101H115V104H116V102H118L117 100H113V101H111L113 104H114ZM164 101H166V102H164ZM183 101H181V102H179V104L181 105V103H183ZM198 101H200V100H198ZM203 101V100H202ZM223 101V100H222ZM260 101V100H259ZM61 102L62 101H59L58 103H57V105H59V106H64L63 105V103L61 104ZM110 102V101H109ZM226 103H228L227 101H225ZM111 103V104H112ZM155 103V102H154ZM176 103V105L177 106H179L178 104ZM195 103V102H194ZM199 102H197V104H198ZM202 103H204V102H202ZM213 103H214V100H213ZM113 104L111 105L112 106V108H111V111L114 109L113 108ZM151 103H149V105H150ZM167 104H168V102H167ZM173 104V103H172ZM197 104H195V107H193V109L191 110L192 111V113L194 112V115L196 116V115H198V114H200V113H198L197 114V112H199L200 111V109H198L199 108V106L200 107H202L203 109H204V107H203V105L200 103L199 104V106L197 105ZM220 104H221V102H220ZM223 104H224V102H223ZM164 105H163V107H164ZM169 105V104H168ZM168 105H167V107H168ZM176 105H175V107H176ZM196 105L198 106L197 107V109H196ZM216 105V104H215ZM226 105V104H225ZM43 106H45V105H43ZM90 106H92V105H90ZM96 106V105H95ZM169 106H171V103H170V105ZM194 106V105H193ZM222 105H220V107H221ZM224 106V105H223ZM47 107H48V105H47ZM52 107V106H51ZM66 107V106H65ZM65 107H64V109H65ZM96 107H98V106H96ZM165 107H166V105H165ZM164 107V108H165ZM171 107H173V105L171 106ZM179 107H181V106H179ZM104 108V107H103ZM168 108H170V107H168ZM224 108V107H223ZM106 109V108H105ZM116 109V108H115ZM165 109H167V108H165ZM172 109V108H171ZM218 109H219V107L217 108V111H218ZM226 108H224V110H225ZM228 109V108H227ZM174 111L176 110V108L175 109H173ZM177 110L178 111H183V109L181 108V110H180V108L178 109L177 108ZM196 110H199V111H196ZM208 110H209V108H208ZM110 111V112H111ZM115 111V110H114ZM168 111H171V110H169L168 109ZM173 111V112H174ZM191 111L190 110H187V112L185 113V116L187 117V118H189L190 117V115H191ZM196 111V112H195ZM203 111V110H202ZM104 113L103 114H105V111H103ZM177 112V111H176ZM173 113V115L174 114H176L175 116H173V117H171V118H168V121H166V127H164L163 128V130L161 131V132H163V133H165L166 132V134L168 135V137H169V134L171 135V136H174V138H179L177 141L179 142H177L176 144H178L177 146L179 147V144H182V143H180V142H182V138H180V137H183V139H184V137H185V139L183 140V144H184V141L185 140H187L186 139V137H188V136H186L188 133H189V131H188V127H185V125L183 124V118H184V116L182 115H180V114H178L177 115V113ZM205 112V114L207 113V111H204ZM212 112H214V111H212ZM225 112V111H224ZM224 112H222V113H224ZM91 113H93V112H91ZM102 113V112H101ZM101 113H99V114H101ZM111 113H113V112H111ZM183 113H184V111H183ZM196 113V114H195ZM215 113H217L216 111H215ZM103 114H102V116H103ZM171 114V113H170ZM202 114V113H201ZM211 115H213V113H210ZM225 114V113H224ZM92 115V114H91ZM113 115V114H112ZM211 115H209V116H207V115H203V116H207V118H209V117H211ZM93 116V115H92ZM105 116V115H104ZM103 116V120L100 122V121H98V123H96V124H93L92 125V123H91V125L89 124L88 125V128L89 129H91L92 131L94 130V131H96V133L94 134V133H91L90 134V136L88 137V140H89V138L90 137H93V139H94V137H95V139L97 140V138H98V140H99V138L102 136V134H104V135H107V136H109V137H112L113 139H114V143H115V141L117 142H121L120 143V145H118V146H120V149L121 150H115L116 151V153H117V151H123L122 150V148H124L125 146L122 144V137H125V136H135V135H137L136 137H139V139H140V141L142 142L144 139H142V138H146V140H144L146 143H148L147 142V134H145L146 132L148 133L150 130L149 129H147V128H143L144 129V131L143 130H136L135 131V129H133V127H130L129 129H128V131H125L124 129H123V127H122V124H121V121L120 122H115V121H113L112 119H111V116L110 115H108V118L106 119V117H104ZM109 116H110V119L112 120V122L109 120ZM202 116V115H201ZM214 116V115H213ZM94 117H95V115H94ZM94 117H92V118H94ZM168 117H170V116H168ZM198 117V116H197ZM91 118V119H92ZM199 118V117H198ZM18 119V118H17ZM106 119V120H105ZM113 119H116V118H113ZM121 119V118H120ZM169 119H170V121H169ZM93 120V119H92ZM196 120V119H195ZM197 121V120H196ZM199 121V120H198ZM198 121H197V123H198ZM50 129L52 130V135H51V133H48L47 134V131L49 130L50 131ZM55 130L56 131H59L57 134H54L55 133ZM155 130V129H154ZM54 131V132H53ZM90 131V130H89ZM92 131H90V132H92ZM101 131H103V132H101ZM156 131V130H155ZM155 131H153V133L155 132ZM180 131H183V132H185V136H184V133L183 132H181V134L183 135H181L180 137H179V133H180ZM27 132V133H26ZM51 132V131H50ZM72 132V131H71ZM98 132V133H97ZM99 132L101 133V134H99ZM145 132V133H144ZM67 133H69L68 135H67ZM87 133V132H86ZM142 133H143V135H144V137H143V135H142ZM150 134H152L153 135V133L150 131L149 132ZM156 133V134H155ZM154 134L158 137L159 136V134H161L160 132L158 133V132H155ZM157 133H158V135H157ZM179 134V135H178ZM4 135H5V137L7 138V139H5V137H4ZM101 135V136H100ZM166 135V136H167ZM178 135V136H177ZM251 135V134H250ZM42 136V137H41ZM87 136H88V134H87ZM156 136H154L153 138H155ZM163 136V139L162 140H165V138H167L166 136H164V134L162 135ZM170 136V137H171ZM4 137V138H3ZM29 137V136H28ZM165 137V138H164ZM169 137V138H170ZM196 137H198V135L196 136ZM237 137V136H236ZM252 137V139H253V136H251ZM255 137V136H254ZM149 138V137H148ZM162 138V137H161ZM160 138V139H161ZM173 138V140H175ZM238 138H239V136H238ZM241 138V137H240ZM258 138H256V139H258ZM94 139V140H95ZM142 139V140H141ZM158 139H159V137H158ZM159 139V140H160ZM251 139V138H250ZM6 140V141H5ZM47 140V141H48ZM52 140V141H51ZM92 140V139H91ZM90 140V142H91V144H92V141ZM95 140V141H96ZM159 140H158V142H159ZM168 140V139H167ZM171 140H172V138H171ZM180 140V141H179ZM199 140V139H198ZM240 140V139H239ZM40 141V140H39ZM65 141V142H64ZM150 141V140H149ZM156 141L157 140H155V143H156ZM169 141V140H168ZM168 141H164V142H168ZM189 141V140H188ZM117 142V143H118ZM162 142V141H161ZM170 142H172V141H170ZM170 142H168V143H170ZM208 142V141H207ZM212 142V141H211ZM214 142V141H213ZM213 142H212V144H213ZM250 142H251V140H250ZM253 142V141H252ZM23 143V142H22ZM41 143V142H40ZM98 143H100V141L98 142ZM117 143L115 144V146L117 145ZM140 143V142H139ZM154 143V144H155ZM174 144H171V145H175V142H173ZM185 143H187L188 144V142H185ZM259 143V144H260ZM43 144H44V142H43ZM46 144V143H45ZM48 144V143H47ZM66 144H68V143H66ZM95 144H97V141H96V143ZM141 144V146H145V145H143L144 143H140ZM150 145H151V143H149ZM197 144H198V142H197ZM255 144V143H254ZM50 145V144H49ZM48 145V147H47V150H48V152H49V154H51L52 155V153H50V151H52L53 149H51V146H49ZM64 144H62V146H63ZM93 145V144H92ZM99 145V144H98ZM97 145V146H98ZM121 145H122V147H121ZM149 145V146H150ZM153 145V144H152ZM157 144H155V146H156ZM171 145H169L170 147H171ZM185 145V144H184ZM195 145V144H194ZM256 145H257V143H256ZM29 146V145H28ZM55 147L57 146V145H54ZM53 146V147H54ZM65 146V145H64ZM148 145H146V147H147ZM262 146H263V143H262ZM24 147H26V146H24ZM66 147V146H65ZM117 147V146H116ZM136 147V146H135ZM182 147V146H181ZM186 147V146H185ZM185 147H182V148H185ZM56 148H59V147H56ZM94 148H95V145H94ZM143 148V147H142ZM150 148V147H149ZM175 148V146L172 148V149H174ZM193 148H195V147H193ZM39 149V148H38ZM62 148H59V150H61ZM117 149V148H116ZM132 149V148H131ZM138 149V148H137ZM140 149V148H139ZM144 149V148H143ZM151 149V148H150ZM196 149V148H195ZM91 150H92V148H91ZM94 150V149H93ZM149 150V149H148ZM175 150H177V149H175ZM180 150V149H179ZM198 150V149H197ZM196 150V151H197ZM125 151V150H124ZM136 151V150H135ZM142 151L143 150H141V155H142ZM186 151V150H185ZM185 151H184V153H185ZM120 152V153H121ZM146 152V151H145ZM174 152V151H173ZM172 152V153H173ZM177 152V151H176ZM181 152V151H180ZM179 152V153H180ZM137 153V152H136ZM140 153V151L137 153V154H139ZM147 153H149V152H147ZM146 153V154H147ZM198 153H199V150H198ZM32 154V153H31ZM145 154V155H146ZM66 155V154H65ZM119 155H120V157H121V154H117V158H119ZM144 155V156H145ZM177 155H178V153H177ZM177 155H175L174 157L176 158V156ZM264 154H263V152H262V155H261V157L263 156ZM29 156H30V154H29ZM44 156V155H43ZM139 156V155H138ZM143 156V157H144ZM148 156L149 157H151L149 154H148ZM31 157V156H30ZM62 157H64V156H62ZM101 157H103V156H101ZM107 157V156H106ZM149 157H147V159L149 158ZM169 157V156H168ZM185 157V156H184ZM13 159L14 160V162H15V164H16V166H17V172H18V175H16V177H14L15 178V180L16 181H13V172H12V166L10 165V163H9V160L10 159ZM56 158V157H55ZM65 158V157H64ZM92 158V157H91ZM146 158V157H145ZM163 158V157H162ZM162 158L160 159V160H162ZM175 158H173V159H175ZM181 158H182V156H181ZM220 158V157H219ZM26 159V158H25ZM34 159V158H33ZM49 159V158H48ZM103 159V158H102ZM140 160H141V157L139 158ZM150 159H152V158H150ZM150 159H148V162H151L152 160H150ZM165 159H166V157H165ZM164 159V160H165ZM171 159V158H170ZM178 159H180L179 158V156H178ZM41 160H42V158H41ZM56 160H57V158H56ZM56 160L54 161V159H53V161H54V164H53V167H54V165H55V163H57L56 162ZM61 160H63V159H61ZM100 160H101V158H100ZM104 160H106L105 158H104ZM103 160V161H104ZM144 161H145V159H143ZM143 160L141 161V162H143ZM150 160V161H149ZM168 160V159H167ZM44 161V160H43ZM46 161H48V160H46ZM45 161V162H46ZM64 161V160H63ZM163 161V160H162ZM36 162H37V160H36ZM52 162V161H51ZM107 162V161H106ZM141 162H139L140 163V165H141V167L143 168V163H141ZM146 162H147V160H146ZM145 162V163H146ZM164 162V161H163ZM263 162V161H262ZM35 163V162H34ZM41 163V162H40ZM153 163H154V160H153ZM157 163H160V162H158L157 161ZM166 163H168V162H166ZM165 163V164H166ZM102 164V163H101ZM155 164H156V162L154 163V166H155ZM162 164V163H161ZM160 164V165H161ZM139 165V166H140ZM150 165H152V167H154L153 166V164H151V163H147V165H146V169H147V167L149 166V168H148V171H151L153 168L152 167H150ZM159 165V166H160ZM164 165V164H163ZM167 165V164H166ZM168 165H169V163H168ZM184 165V164H183ZM199 164H197V166H198ZM219 164H217V166H218ZM34 166V165H33ZM50 166V165H49ZM52 167V168H53ZM138 167V166H137ZM144 167H145V165H144ZM161 167H162V165H161ZM160 167V168H161ZM169 167V166H168ZM51 168V169H52ZM150 168H151V170H150ZM159 168V167H158ZM166 168H167V166H166ZM141 169V168H140ZM146 169H144V172L146 171ZM165 169V168H164ZM263 169V168H262ZM15 170V169H14ZM49 170H50V167H49ZM55 170V169H54ZM54 170H52L53 172L52 173H54ZM163 170V169H162ZM182 170H183V168H182ZM197 170H198V168H197ZM196 170V171H197ZM222 170V169H221ZM38 171V170H37ZM36 171V172H37ZM48 171V170H47ZM127 171V170H126ZM153 171V173H155L154 172V170H152ZM165 171V170H164ZM164 171H163V173H164ZM223 171V170H222ZM227 171V170H226ZM230 171H231V169H230ZM51 172V171H50ZM133 172H135V171H133ZM147 172V171H146ZM171 172V171H170ZM184 172V171H183ZM183 172L181 173V175L183 174ZM223 172H225V170L223 171ZM233 172V171H232ZM232 172H231V174H232ZM51 173V174H52ZM152 173V174H153ZM169 173V171H167V169H166V175ZM172 173L173 174H175L174 172H171L170 173V175H172ZM185 173V172H184ZM216 173V172H215ZM38 174V173H37ZM49 174V173H48ZM56 174V173H55ZM136 174H137V176H136ZM142 174V175H141ZM195 174V173H194ZM219 174H220V172H219ZM218 174V175H219ZM226 174H227V172H226ZM234 174V173H233ZM232 174V175H233ZM139 175V176H138ZM141 175V176H140ZM148 175V174H147ZM150 175H151V173H150ZM163 175V174H162ZM161 174L159 175V176H162ZM166 175H163V176H166ZM178 174H176L175 176H177ZM180 175V174H179ZM177 176L176 178H174V179H177L178 177H180V176ZM52 176V175H51ZM144 176H146V175H144ZM198 177L196 174L194 175V177ZM224 176V175H223ZM227 176V175H226ZM151 178L153 177V182H155L157 179H160V178H156V177H154V175L153 176H150ZM220 177V176H219ZM42 178V179H41ZM122 178V179H121ZM156 178V179H155ZM224 178V177H223ZM227 178H229V177H227ZM179 179V178H178ZM220 179V178H219ZM45 180V179H44ZM152 180V179H151ZM184 180V179H183ZM223 180V179H222ZM227 180V179H226ZM49 181H51V180H49ZM158 181V180H157ZM215 181V180H214ZM15 182V183H14ZM33 184L32 185V187L30 186V184L31 183ZM44 182H46V181H44ZM119 182V183H118ZM152 182V183H153ZM159 182V181H158ZM222 182V181H221ZM218 182L217 181V184H219L218 186L220 187V184H222V183H224V182ZM28 183H30V184H28ZM50 183V182H49ZM229 183V182H228ZM257 183H258V186L256 187V193L257 194H259V201H258V203L259 204H257L258 205V213L260 214H258V215H256V216H258V219L259 220H257V221H259V223L261 224V227H262V225H263V228H264V172L261 170L260 171V174H259V181H257ZM154 183H153V185H155ZM214 184H216V183H214ZM166 185H167V183H166ZM37 186V187H38ZM40 186H42V185H40ZM57 186V185H56ZM55 186V187H56ZM222 186L224 187V185L222 184ZM227 186V185H226ZM54 187V188H55ZM157 187V188H156ZM161 189V190H159V188ZM216 187H217V185H216ZM228 187V186H227ZM227 187H226V189H227ZM39 188V187H38ZM41 188V187H40ZM52 188V187H51ZM148 188H150V191L148 190ZM168 188V187H167ZM175 188H176V191H175ZM157 189H158V192L160 193H162V194H160V196H163V198L165 197V196H170V194H172V197L173 198H169V197H167L168 198V201L170 200V199H173L174 200V203H173V201H172V203H171V201L169 202V204L171 203V205L172 204H174V205H172V209H173V207H174V210L173 211H171L170 210V212L169 211H167V209L169 210V207L171 206V205H169V204H167L168 205V207L166 208L165 206H167L166 204H162V202H161V204L163 205L161 208H160V206L158 205V207H157V205L156 204H158L159 202H157L156 204H155V202L157 201L154 197H156V196H154L153 197V195H152V193H155L156 195H158L159 193L157 192ZM216 189V188H215ZM220 189V188H219ZM222 189V188H221ZM225 189V190H226ZM235 189H236V187L234 188V191H235ZM148 190V191H147ZM154 190L156 191V192H154ZM218 190V189H217ZM228 190H232V189H228ZM254 190V189H253ZM145 191H147V192H145ZM163 191V192H162ZM167 191V190H166ZM172 191V192H171ZM175 193H174V192ZM216 191V190H215ZM222 191V190H221ZM237 191V190H236ZM37 192V191H36ZM56 192V191H55ZM119 192V191H118ZM149 192V193H148ZM216 192H218V191H216ZM45 193V192H44ZM53 193H54V191H53ZM158 193V194H157ZM173 193L176 195L175 196V198H174V195H173ZM219 193V192H218ZM227 192H225V194H226ZM230 193H232V192H230ZM240 193H242V192H240ZM51 194V193H50ZM145 194V195H144ZM146 194H148L147 196H146ZM151 194V195H150ZM154 194V195H155ZM220 194H222V193H220ZM224 194V195H225ZM150 195V196H149ZM183 195V196H184ZM217 195V194H216ZM227 195V194H226ZM159 195L157 196V198L158 197H160ZM150 197H151V199H150ZM182 197V196H181ZM215 197V196H214ZM220 197V196H219ZM148 198V199H147ZM153 198V199H152ZM162 197H161V199H162V201H164L165 200V198L163 199ZM222 198V197H221ZM150 199V200H149ZM159 199V198H158ZM218 199V198H217ZM226 199V198H225ZM224 199V200H225ZM258 199V198H257ZM148 200V201H147ZM152 200H153V202H152ZM156 200V201H155ZM255 200V199H254ZM54 200H52V202H53ZM155 201V202H154ZM158 201H160V199L158 200ZM165 201H167V199L165 200ZM214 201V200H213ZM222 202H224L223 200H221ZM150 203V205H152L153 203V205H155V206H153L154 208H156V209H151V210H160V209H162L161 211V213H163L162 215H161V213H160V215H158V212H160V211H158V212H155L157 215L156 216H158V218L160 217V216H162V217H160L161 219L160 220H158L157 218H156V216H155V214H154V217L152 216L153 215V211H151V210H149L150 209V205H149V203ZM151 202H152V204H151ZM178 202H183L181 205H177V204H179ZM217 202V201H216ZM228 202V201H227ZM68 203V202H67ZM166 203V202H165ZM176 203V204H175ZM226 204V203H225ZM224 204V205H225ZM228 204H229V202H228ZM228 204H227V206H228ZM213 205V204H212ZM220 205V204H219ZM223 205V206H224ZM50 206H51V210H50ZM70 206V205H69ZM211 206V205H210ZM226 206V205H225ZM229 206L230 207H232L231 206V204H229ZM215 207H216V205H215ZM219 207V206H218ZM229 207V208H230ZM257 207V206H256ZM71 207H69L68 209L69 210H71L72 209V211H73V209L74 208H71ZM158 208H160V209H158ZM166 209V211L165 210H163V209ZM220 208V207H219ZM218 208V209H219ZM229 208L227 209V210H225V213H228L229 212ZM66 209V208H65ZM64 209V210H65ZM67 209V210H68ZM66 210V211H67ZM79 210V209H78ZM186 210V211H185ZM219 210H221V209H219ZM169 212V213H172V212H174L173 214H174V217H173V215H171V214H166V215H164V213L165 212ZM218 211V210H217ZM226 211H228V212H226ZM57 212H58V214L60 213L58 210H57ZM56 212V213H57ZM68 212V211H67ZM70 213H71V211H69ZM80 211H78V213H79ZM55 213V214H56ZM74 212H72L71 213V215L73 214ZM81 213V212H80ZM80 213H79V215H80ZM213 213V212H212ZM218 213V212H217ZM224 213V212H223ZM222 213V214H223ZM235 213V212H234ZM233 213V214H234ZM247 213H249V212H247ZM64 214V216L66 217L68 214H65L64 212L62 213V215ZM82 214V213H81ZM215 214H216V212H215ZM220 214V213H219ZM231 214V213H230ZM236 214H238V213H235V215ZM59 215H61V213L59 214ZM70 215V214H69ZM79 215L78 216H76V217H79ZM186 215L188 216V212L186 213ZM186 215L185 216H183V218L185 219V217H186ZM218 215V214H217ZM216 215V216H217ZM221 215V214H220ZM74 215H73V217H75ZM81 216V215H80ZM167 216H169L168 218L170 219V217H171V221H170V223H168V221H167V219L168 218H165V221H164V219H162V218H164V217H167ZM215 216V217H216ZM231 216V215H230ZM230 216H229V220H230ZM249 216H251L250 214H249ZM63 217V216H62ZM64 217V218H65ZM72 217V216H71ZM181 219V224L183 223V225H181L180 223H179V221H178V223H177V220L179 219V218ZM220 217H222V215L220 216ZM224 217H226V216H224ZM248 217V216H247ZM59 217H57V219H58ZM63 218V219H64ZM68 217H66V219H67ZM155 218V219H154ZM248 218H250L249 220L250 221H252L253 219L251 218V217H248ZM62 219V220H63ZM65 219V220H66ZM83 219V218H82ZM157 219V220H156ZM233 219H234V216H233ZM235 219H236V217H235ZM238 219V218H237ZM252 219V220H251ZM257 219V218H256ZM61 220V221H62ZM70 220V219H69ZM68 219L66 220V221H69ZM74 220V219H73ZM76 220H77V218H76ZM232 220V219H231ZM243 220V219H242ZM66 221H64L63 220V222L65 223ZM183 221V222H182ZM214 221H216V219H214ZM223 221H224V218H223ZM249 221V222H250ZM69 222V223H70ZM76 222V221H75ZM83 222H85V221H83ZM228 222V221H227ZM226 222V223H227ZM245 222H247L248 223V221L247 220H245ZM43 223H46V225H44L43 226ZM64 223H63V225H64ZM86 223V222H85ZM226 223H222V225L223 224H225L226 225ZM233 223V222H232ZM76 224V223H75ZM81 224V223H80ZM84 224V223H83ZM87 224V223H86ZM214 224L216 225V222H214ZM235 224V223H234ZM241 224H242V222H241ZM250 224V223H249ZM252 224H253V221L251 222V224H250V228H252L251 230H252V232L255 230H253V226H255V225H253L252 226ZM85 225V224H84ZM221 225V224H220ZM231 225V224H230ZM236 225V224H235ZM247 225V224H246ZM76 226V225H75ZM81 226V225H80ZM227 226H228V224H227ZM237 226H239V225H237ZM236 226V227H237ZM260 226V225H259ZM62 226H60L59 228H61ZM65 227V226H64ZM63 227V228H64ZM216 227V226H215ZM223 227H225V226H223ZM241 227V226H240ZM246 227H248V225L246 226ZM255 227H257V226H255ZM77 228H79V227H77L76 226V228H75V230L77 229ZM239 228V227H238ZM237 228V229H238ZM243 228H245V226L243 227ZM262 228V229H263ZM81 229H83V231H85L86 233H88V228H86L85 230H84V228H83V226H82V228ZM229 229H231V228H229ZM259 229V228H258ZM258 229L256 230V231H258ZM79 230V229H78ZM87 230V231H86ZM224 230V229H223ZM223 230H221L222 232H223ZM264 230V229H263ZM82 231V232H83ZM146 232V233H148L149 235H150V238H153V242L149 245V247L146 249V251L145 252H143V251H137L136 249H137V239H136V241L134 242V233H136V232ZM214 231V230H213ZM75 232H77V230L75 231ZM215 232V231H214ZM214 232H213V234H214ZM238 232V231H237ZM251 232V233H252ZM197 233V235H198V232H196ZM215 233H217V232H215ZM224 233H226V230H225V232ZM224 233H222V234H224ZM78 234V233H77ZM85 234V233H84ZM123 234V235H122ZM220 232L217 234V236L219 237V236H221L222 234H220ZM227 234V233H226ZM249 234H250V232H249ZM257 234H258V232H257ZM74 235H75V237H74ZM95 235V236H94ZM120 235V236H119ZM122 235V236H121ZM196 235V236H197ZM228 235V234H227ZM227 235H225L224 236V238L227 236ZM235 235V237L233 238V239H235L237 236H236V234H234ZM246 235V234H245ZM248 235V234H247ZM253 235V234H252ZM233 236V235H232ZM259 236L262 238V235H260L259 234ZM263 236H264V234H263ZM95 237V238H94ZM118 237H122V238H119L118 240H117V238ZM222 237V238H221ZM220 238L221 239H223L224 240V238H223V236H221ZM241 237V236H240ZM250 237V236H249ZM256 237V236H255ZM259 237V238H260ZM90 238V239H89ZM217 238V237H216ZM228 238V237H227ZM226 238V239H227ZM229 238H230V236H229ZM229 238L227 239L228 241L227 242H229ZM258 238V237H257ZM91 239H94L93 241L94 242H90V240ZM101 239V238H100ZM220 239V240H221ZM239 239V238H238ZM244 239V238H243ZM247 239V238H246ZM249 239H251V238H248V240ZM263 239H264V237H263ZM263 239H261V240H263ZM223 240L221 241V244H222V242H223ZM240 240V239H239ZM242 240V239H241ZM260 240V239H259ZM258 240V241H259ZM260 240V241H261ZM99 241V240H98ZM225 241V240H224ZM250 241V240H249ZM249 241H247V242H249ZM257 241V242H258ZM259 241V242H260ZM226 242V241H225ZM225 242L222 244V245H225L226 246V244H225ZM246 242V243H247ZM253 242V241H252ZM92 243V244H91ZM251 243V242H250ZM257 244H259V243H257ZM120 245H122V247H123V249H119L118 248V246H120ZM238 245H239V243H238ZM248 245V244H247ZM250 245V244H249ZM262 245V244H261ZM197 246H198V244H197ZM214 246H217V243H216V245H214ZM245 246L246 245H244V248H245ZM259 246V245H258ZM200 246H198V248H199ZM229 247V246H228ZM227 246H226V248H228ZM243 247V246H242ZM247 247V246H246ZM250 247V246H249ZM248 247V248H249ZM263 248H264V246H262ZM117 248V249H116ZM196 248V249H195ZM220 248H222V249H224L225 247H221L220 245H219V247L217 248L218 249V251H217V249L215 250L216 252H217V254H218V252H219V254H221L222 255V258L224 259H222L223 261H225V264H228L230 261L227 259V257L225 256V253H227V250L226 249H224V251L223 250H221ZM194 249V250H193ZM212 249H214V247H212ZM229 249V248H228ZM246 249V248H245ZM245 249H243V250H245ZM252 249H253V247H252ZM199 250L201 251V249L199 248ZM198 250V251H199ZM221 250V251H220ZM242 250V249H241ZM255 250V249H254ZM213 251V250H212ZM223 251V252H222ZM229 251V250H228ZM203 252H205L203 249H202V253ZM214 252V251H213ZM245 252V251H244ZM254 252V251H253ZM215 253V252H214ZM185 254H186V258L187 259H185ZM205 254V258H206V253H204ZM216 254V255H217ZM253 254V253H252ZM212 255V254H211ZM213 255H215V254H213ZM220 255V256H221ZM251 255V254H250ZM262 255H264V254H262ZM219 256V255H218ZM217 256V257H218ZM223 256H225L226 257V259L223 257ZM77 259H76V258ZM107 257V258H108ZM189 257H191V258H189ZM211 257V256H210ZM216 257V258H217ZM231 257V256H230ZM246 258H247V256H245ZM255 257V256H254ZM74 258V259H73ZM76 259V260H75ZM119 259V260H118ZM185 259V260H184ZM214 259V258H213ZM217 259H219V257L217 258ZM216 259V260H217ZM221 259V258H220ZM220 259H219V263H220ZM105 260V259H104ZM194 260V259H193ZM198 260V259H197ZM214 261V263H213V261H212V263L213 264H215V262H217L218 263V261ZM122 261V260H121ZM126 261H124V262H126ZM208 261V260H207ZM188 262H189V260H188ZM198 262V261H197ZM209 262V261H208ZM227 262V263H226ZM236 262V261H235ZM240 262H242L241 260H240ZM98 263V264H99ZM103 263V262H102ZM211 263V264H212ZM218 263V264H219ZM232 263V262H231ZM231 263H229V264H231ZM239 263V262H238ZM71 264H73V263H71ZM190 264V263H189ZM195 264V263H194ZM198 264V263H197ZM221 264V263H220ZM234 264H236V263H234ZM240 264H242V263H240Z\"/></svg>",
    "mask_w": 264,
    "mask_h": 264
}]
</instances>
